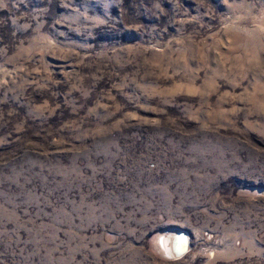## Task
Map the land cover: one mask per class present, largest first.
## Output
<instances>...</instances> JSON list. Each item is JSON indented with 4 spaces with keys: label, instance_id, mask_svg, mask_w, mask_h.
<instances>
[{
    "label": "rangeland",
    "instance_id": "374dc122",
    "mask_svg": "<svg viewBox=\"0 0 264 264\" xmlns=\"http://www.w3.org/2000/svg\"><path fill=\"white\" fill-rule=\"evenodd\" d=\"M0 264H264V0H0Z\"/></svg>",
    "mask_w": 264,
    "mask_h": 264
},
{
    "label": "bare ground",
    "instance_id": "6f19581e",
    "mask_svg": "<svg viewBox=\"0 0 264 264\" xmlns=\"http://www.w3.org/2000/svg\"><path fill=\"white\" fill-rule=\"evenodd\" d=\"M181 239H184L183 241ZM181 240V244L176 246V242ZM159 247L170 258H176L177 256L184 255L190 250V238L188 235H183V232H174L170 236H161L159 239Z\"/></svg>",
    "mask_w": 264,
    "mask_h": 264
}]
</instances>
